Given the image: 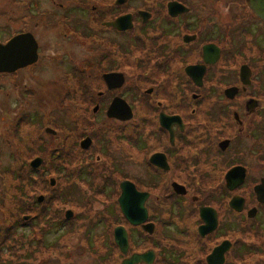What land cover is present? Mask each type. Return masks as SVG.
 <instances>
[{"label":"flooded vegetation","instance_id":"obj_1","mask_svg":"<svg viewBox=\"0 0 264 264\" xmlns=\"http://www.w3.org/2000/svg\"><path fill=\"white\" fill-rule=\"evenodd\" d=\"M85 1L0 0V45H36L0 72V154L21 133L28 168L53 169L56 263L264 264L255 0Z\"/></svg>","mask_w":264,"mask_h":264},{"label":"trees","instance_id":"obj_2","mask_svg":"<svg viewBox=\"0 0 264 264\" xmlns=\"http://www.w3.org/2000/svg\"><path fill=\"white\" fill-rule=\"evenodd\" d=\"M52 154L53 151L51 150L49 158H47L49 160L48 162L46 161L51 165L53 163ZM22 156L24 157V155L20 154V157ZM25 158L20 163V166L17 167L16 175L13 177V180L17 182L14 188L17 190L18 197L14 198L15 194L11 193L5 207L3 208V205L0 204V264H13V258H18L15 253L16 250L27 247L29 240L26 239V236H29L27 232H19V230L28 227V232L36 238L38 235L40 237L43 236L46 229L48 230L54 226L52 208L53 201H55V189L48 188V179H46L47 174L51 177L55 176L54 171L52 168L46 174L32 171L28 168ZM47 191L50 194L46 196L43 204L36 205L32 194ZM10 204L12 205L11 210ZM27 214L31 215V219L25 224L22 221V217ZM31 253L26 249V252L23 253V258H29Z\"/></svg>","mask_w":264,"mask_h":264},{"label":"rangeland","instance_id":"obj_3","mask_svg":"<svg viewBox=\"0 0 264 264\" xmlns=\"http://www.w3.org/2000/svg\"><path fill=\"white\" fill-rule=\"evenodd\" d=\"M81 1H85V0H81ZM80 0L75 1L73 0V6H78L81 7V2ZM87 1H85L84 4H86ZM86 6V5H85ZM84 7V6H83ZM84 10V9H83ZM81 12V10H80ZM86 14V12L84 13ZM86 16V15H85ZM81 23L80 27L83 28L86 25V21L85 19H80L79 21ZM85 28V27H84ZM48 88H46L47 90ZM49 90V89H48ZM38 92V91H36ZM39 93V92H38ZM44 95L46 96V98H49V93L44 92ZM21 128V127H19ZM8 140V144L9 147L13 150L12 154H8V152L6 151L7 148L3 147L4 152H2L0 154V204L3 205V208L6 205V201L9 198L10 194L13 193L14 198L18 197L17 195V190H15L14 186L17 184V182H15V180H13V177L16 175L17 171V167L20 166V163L23 162L24 157H20V154H22L21 152V147H22V136L21 133H19L18 135H8L7 137ZM15 153V154H14ZM19 156V157H18ZM49 175H46V179H48ZM55 177V176H53ZM48 181V180H47ZM13 182V184H12ZM48 188H51L48 185ZM47 188V190H49ZM53 189V188H52ZM42 194L43 198H46V196L49 193V191L47 192H38V193H33L32 196H38ZM55 194V192H54ZM55 197V196H54ZM54 199V198H53ZM9 205V203H8ZM54 201H53V208H54ZM10 210L12 209V205L10 204ZM59 207V204L56 206ZM15 208V206H14ZM60 208H64V206ZM66 208V206H65ZM15 212V211H13ZM1 218V216H0ZM1 220V219H0ZM19 232H27L28 236H26V239L29 240L27 247L26 248H21L19 250H16V254L18 255V258L15 259L13 258V264H57L53 255L55 253L54 250L50 249V247L55 246V239L56 236L54 234V232H50L47 236L45 237H40L39 235L35 238L33 237V234L28 232V228H24L19 230ZM78 238L72 237V239H70L69 237L63 238L62 239V244L64 243V245H72L74 244V242H77ZM79 240V239H78ZM27 251L31 253L30 257L25 259L23 258V253Z\"/></svg>","mask_w":264,"mask_h":264},{"label":"water","instance_id":"obj_4","mask_svg":"<svg viewBox=\"0 0 264 264\" xmlns=\"http://www.w3.org/2000/svg\"><path fill=\"white\" fill-rule=\"evenodd\" d=\"M255 6L258 8L260 14L264 16V0H255ZM36 60V45L31 36H19L7 43L6 45H0V72L12 70L9 66L13 65V68L26 66L34 63ZM112 109V108H111ZM128 112L130 109L127 108ZM51 132V131H50ZM53 133V132H51ZM42 164V159L36 158L30 163V167L34 170ZM49 184L53 186L55 180L49 179ZM39 203L43 202V197L37 199ZM71 212H66L65 218H70ZM26 220V219H25ZM115 239L119 247L126 244V237L119 231L115 232ZM153 259L152 253L133 255L129 260L123 264H139L147 262L151 264Z\"/></svg>","mask_w":264,"mask_h":264}]
</instances>
